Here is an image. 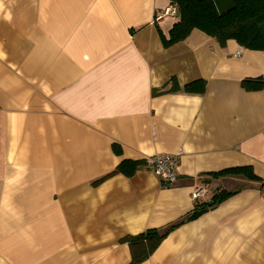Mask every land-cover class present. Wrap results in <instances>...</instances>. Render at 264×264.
Here are the masks:
<instances>
[{
  "label": "crops",
  "instance_id": "0c3cea01",
  "mask_svg": "<svg viewBox=\"0 0 264 264\" xmlns=\"http://www.w3.org/2000/svg\"><path fill=\"white\" fill-rule=\"evenodd\" d=\"M169 5L0 0V264H128L124 236L238 188L141 264H264V187L211 175L264 178V87L243 86L264 50L198 28L165 46ZM160 152L180 154L172 184L152 170ZM126 159L145 162L109 175Z\"/></svg>",
  "mask_w": 264,
  "mask_h": 264
},
{
  "label": "trees",
  "instance_id": "16d2710c",
  "mask_svg": "<svg viewBox=\"0 0 264 264\" xmlns=\"http://www.w3.org/2000/svg\"><path fill=\"white\" fill-rule=\"evenodd\" d=\"M170 2L178 8V20L170 29L169 36L161 32L165 46L183 41L193 29L198 28L221 44L234 39L244 47L264 50V0H170ZM243 86L248 90H260L264 87V77L244 79ZM205 88V82L201 80L185 86L186 91L196 93H203ZM113 148L119 152V145L114 144ZM144 162L123 160L109 175L123 173L130 176ZM211 175H241L259 182L264 187V178L258 176L252 166H236ZM103 179L104 177L96 183ZM241 190L242 188L220 189L210 200L197 201L190 212L165 226L148 228L138 234L124 236L121 241L128 243L131 249V260L128 264L143 263L173 230L199 218Z\"/></svg>",
  "mask_w": 264,
  "mask_h": 264
},
{
  "label": "built area",
  "instance_id": "2783aa9c",
  "mask_svg": "<svg viewBox=\"0 0 264 264\" xmlns=\"http://www.w3.org/2000/svg\"><path fill=\"white\" fill-rule=\"evenodd\" d=\"M178 16L177 6L171 4L164 8L155 16L156 22H161L167 17L176 18ZM180 158L179 153L160 152L152 157V170L164 184H172L177 181L176 167ZM200 191L193 194L194 198L199 197Z\"/></svg>",
  "mask_w": 264,
  "mask_h": 264
}]
</instances>
